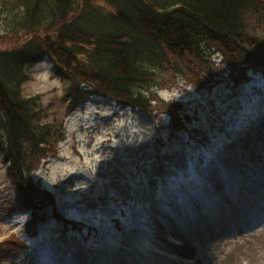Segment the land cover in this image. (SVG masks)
<instances>
[{
  "label": "rangeland",
  "instance_id": "1",
  "mask_svg": "<svg viewBox=\"0 0 264 264\" xmlns=\"http://www.w3.org/2000/svg\"><path fill=\"white\" fill-rule=\"evenodd\" d=\"M28 70L26 93L58 99L48 61ZM250 72L236 87L221 71L210 87L162 89L191 116L174 134L167 113L152 120L102 95L61 107L65 136L35 179L82 225L62 227L50 207L28 232L0 157V240L25 242L3 264H264V74Z\"/></svg>",
  "mask_w": 264,
  "mask_h": 264
},
{
  "label": "trees",
  "instance_id": "2",
  "mask_svg": "<svg viewBox=\"0 0 264 264\" xmlns=\"http://www.w3.org/2000/svg\"><path fill=\"white\" fill-rule=\"evenodd\" d=\"M2 38L16 42L0 48V157L35 234L50 207L57 221L82 225L60 216L35 179L65 136L61 107L102 95L154 120L167 113L172 133L185 128L184 103L161 90L210 87L221 71L235 87L264 74V0H0ZM41 61L63 85L48 103L24 88ZM24 243L15 233L0 240V264Z\"/></svg>",
  "mask_w": 264,
  "mask_h": 264
},
{
  "label": "snow or ice",
  "instance_id": "3",
  "mask_svg": "<svg viewBox=\"0 0 264 264\" xmlns=\"http://www.w3.org/2000/svg\"><path fill=\"white\" fill-rule=\"evenodd\" d=\"M96 159H97V160H99V159H100V157H96ZM81 187H85V188H86V187H87V185H83V186H81Z\"/></svg>",
  "mask_w": 264,
  "mask_h": 264
}]
</instances>
